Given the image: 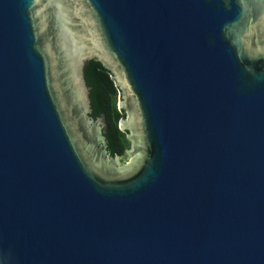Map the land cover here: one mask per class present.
<instances>
[{
    "label": "water",
    "instance_id": "1",
    "mask_svg": "<svg viewBox=\"0 0 264 264\" xmlns=\"http://www.w3.org/2000/svg\"><path fill=\"white\" fill-rule=\"evenodd\" d=\"M0 264H264V0H0Z\"/></svg>",
    "mask_w": 264,
    "mask_h": 264
},
{
    "label": "trees",
    "instance_id": "2",
    "mask_svg": "<svg viewBox=\"0 0 264 264\" xmlns=\"http://www.w3.org/2000/svg\"><path fill=\"white\" fill-rule=\"evenodd\" d=\"M85 77L91 86L90 96L93 112L97 117L106 114L108 121V150L111 155H123L130 145L127 130L119 126L120 120L127 116L124 110L118 107L119 100L116 97L121 92L113 73L97 59H90L85 65ZM128 141V142H127Z\"/></svg>",
    "mask_w": 264,
    "mask_h": 264
},
{
    "label": "flooded vegetation",
    "instance_id": "3",
    "mask_svg": "<svg viewBox=\"0 0 264 264\" xmlns=\"http://www.w3.org/2000/svg\"><path fill=\"white\" fill-rule=\"evenodd\" d=\"M102 115V114H101ZM98 117V116H97Z\"/></svg>",
    "mask_w": 264,
    "mask_h": 264
}]
</instances>
